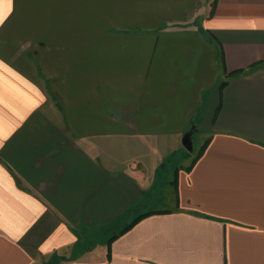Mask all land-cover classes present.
<instances>
[{
  "label": "crops",
  "instance_id": "1",
  "mask_svg": "<svg viewBox=\"0 0 264 264\" xmlns=\"http://www.w3.org/2000/svg\"><path fill=\"white\" fill-rule=\"evenodd\" d=\"M0 11V264H264V0Z\"/></svg>",
  "mask_w": 264,
  "mask_h": 264
},
{
  "label": "water",
  "instance_id": "2",
  "mask_svg": "<svg viewBox=\"0 0 264 264\" xmlns=\"http://www.w3.org/2000/svg\"><path fill=\"white\" fill-rule=\"evenodd\" d=\"M183 144L189 151H193V141L190 137V134L187 133L184 135Z\"/></svg>",
  "mask_w": 264,
  "mask_h": 264
},
{
  "label": "trees",
  "instance_id": "3",
  "mask_svg": "<svg viewBox=\"0 0 264 264\" xmlns=\"http://www.w3.org/2000/svg\"><path fill=\"white\" fill-rule=\"evenodd\" d=\"M206 144H207V143L205 142V143L202 145V147L200 148V151H199V153L197 154V156L195 157L194 161L200 156V154L202 153V151H203L204 148L206 147ZM140 217H141V215H140L139 217H137V219H135V221H137ZM135 221H134V222H135ZM134 222H133V223H134ZM133 223H132V224H133ZM132 224H130L129 226H131ZM129 226H127V227H129ZM125 229H126V228H125Z\"/></svg>",
  "mask_w": 264,
  "mask_h": 264
},
{
  "label": "snow or ice",
  "instance_id": "4",
  "mask_svg": "<svg viewBox=\"0 0 264 264\" xmlns=\"http://www.w3.org/2000/svg\"><path fill=\"white\" fill-rule=\"evenodd\" d=\"M0 2H2V0H0ZM10 3V0H9ZM4 16H3V12L0 11V22H3Z\"/></svg>",
  "mask_w": 264,
  "mask_h": 264
},
{
  "label": "rangeland",
  "instance_id": "5",
  "mask_svg": "<svg viewBox=\"0 0 264 264\" xmlns=\"http://www.w3.org/2000/svg\"><path fill=\"white\" fill-rule=\"evenodd\" d=\"M193 147H195V148H197V145L196 146H194V144H193ZM200 151V150H199ZM199 153V152H198ZM173 181H174V178H173Z\"/></svg>",
  "mask_w": 264,
  "mask_h": 264
}]
</instances>
